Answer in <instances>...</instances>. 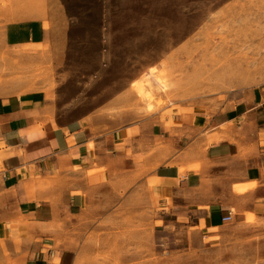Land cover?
I'll return each instance as SVG.
<instances>
[{
    "label": "rangeland",
    "instance_id": "obj_1",
    "mask_svg": "<svg viewBox=\"0 0 264 264\" xmlns=\"http://www.w3.org/2000/svg\"><path fill=\"white\" fill-rule=\"evenodd\" d=\"M30 19L50 35L7 47L5 26ZM146 83L150 102L134 89ZM261 87L264 0H0V97L42 92L59 122L113 130L166 110L214 112ZM165 205L141 189L97 205L67 233L65 264H264V215L209 236Z\"/></svg>",
    "mask_w": 264,
    "mask_h": 264
},
{
    "label": "crops",
    "instance_id": "obj_2",
    "mask_svg": "<svg viewBox=\"0 0 264 264\" xmlns=\"http://www.w3.org/2000/svg\"><path fill=\"white\" fill-rule=\"evenodd\" d=\"M49 35L43 19L21 20L3 42ZM168 111L105 130L91 117L59 122L42 92L0 97V264H65L83 215L140 189L209 236L227 215H264V87L214 112Z\"/></svg>",
    "mask_w": 264,
    "mask_h": 264
},
{
    "label": "bare ground",
    "instance_id": "obj_3",
    "mask_svg": "<svg viewBox=\"0 0 264 264\" xmlns=\"http://www.w3.org/2000/svg\"><path fill=\"white\" fill-rule=\"evenodd\" d=\"M149 75H151V73H148ZM137 85V84H136ZM144 86H148V84H140L138 86H136L134 89L137 92L138 96L145 99L146 101L150 102L151 101V95L149 92H146L144 90Z\"/></svg>",
    "mask_w": 264,
    "mask_h": 264
},
{
    "label": "built area",
    "instance_id": "obj_4",
    "mask_svg": "<svg viewBox=\"0 0 264 264\" xmlns=\"http://www.w3.org/2000/svg\"><path fill=\"white\" fill-rule=\"evenodd\" d=\"M232 219H233L232 215H227L226 217L222 218V223H225V224L230 223Z\"/></svg>",
    "mask_w": 264,
    "mask_h": 264
}]
</instances>
